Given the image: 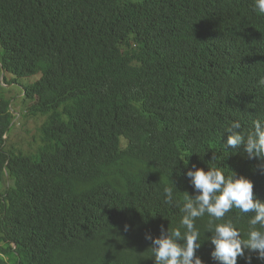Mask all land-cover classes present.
Here are the masks:
<instances>
[{"label":"trees","instance_id":"16d2710c","mask_svg":"<svg viewBox=\"0 0 264 264\" xmlns=\"http://www.w3.org/2000/svg\"><path fill=\"white\" fill-rule=\"evenodd\" d=\"M0 75L22 87V118L44 120L17 147L0 82V264H155L145 234L179 218L163 186L180 158L178 190L195 195L186 172L215 152L264 202V161L221 152L231 121L264 118L254 0H0ZM213 249L196 255L217 264Z\"/></svg>","mask_w":264,"mask_h":264},{"label":"clouds","instance_id":"9594fccd","mask_svg":"<svg viewBox=\"0 0 264 264\" xmlns=\"http://www.w3.org/2000/svg\"><path fill=\"white\" fill-rule=\"evenodd\" d=\"M254 10L264 14V0H254ZM259 83L264 85V79ZM223 130L230 133L221 144L225 156L229 150L242 146L249 159L264 161V118L254 120L249 131L238 119ZM213 153L214 160L207 170L192 165L186 172L195 195L178 190L170 179L178 162L187 167L188 160L185 163L184 158H180L173 162L171 172L164 180L163 203L177 208L179 218L172 220L161 214L170 220L169 227L165 229L161 225L158 237L145 234V239L151 241L147 257L153 258L155 264H203L196 255L203 239H209L214 246L211 258L217 264H237L238 257L245 258L246 250L264 261V202L254 198L250 179L218 166L220 158ZM259 168L264 173V164ZM241 220L246 223L241 225ZM128 229L129 225H125V231ZM205 232L211 236L205 237ZM251 259V256L246 257L247 264H251Z\"/></svg>","mask_w":264,"mask_h":264},{"label":"rangeland","instance_id":"374dc122","mask_svg":"<svg viewBox=\"0 0 264 264\" xmlns=\"http://www.w3.org/2000/svg\"><path fill=\"white\" fill-rule=\"evenodd\" d=\"M0 82H2L7 88L6 90L7 95L11 98H15L13 101V106L15 108V113L19 116L17 118L18 120L17 122H19V126L11 136L10 140L16 142L17 147L19 148H23L26 150L35 148L38 145L37 136L40 133L39 128L44 120L41 117L23 119L21 115V110L23 109L22 97L24 95L22 87L17 85L6 84L5 79L1 75H0ZM27 136L29 138L30 143H27V140H25ZM6 187H7V183H5V186L0 189V199L3 197L2 193L6 190Z\"/></svg>","mask_w":264,"mask_h":264},{"label":"bare ground","instance_id":"6f19581e","mask_svg":"<svg viewBox=\"0 0 264 264\" xmlns=\"http://www.w3.org/2000/svg\"><path fill=\"white\" fill-rule=\"evenodd\" d=\"M145 152V151H144ZM146 153V152H145ZM148 154V153H147Z\"/></svg>","mask_w":264,"mask_h":264}]
</instances>
